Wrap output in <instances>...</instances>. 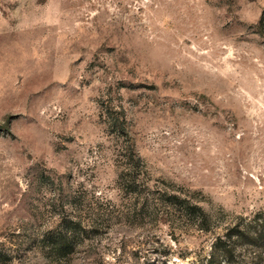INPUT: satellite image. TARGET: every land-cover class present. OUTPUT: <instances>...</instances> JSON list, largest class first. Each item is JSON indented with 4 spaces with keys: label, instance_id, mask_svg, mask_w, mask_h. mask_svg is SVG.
Instances as JSON below:
<instances>
[{
    "label": "rangeland",
    "instance_id": "rangeland-1",
    "mask_svg": "<svg viewBox=\"0 0 264 264\" xmlns=\"http://www.w3.org/2000/svg\"><path fill=\"white\" fill-rule=\"evenodd\" d=\"M168 183L223 222L264 208V0H0V264H202L211 233L142 206ZM74 215L65 256L47 237Z\"/></svg>",
    "mask_w": 264,
    "mask_h": 264
},
{
    "label": "trees",
    "instance_id": "trees-1",
    "mask_svg": "<svg viewBox=\"0 0 264 264\" xmlns=\"http://www.w3.org/2000/svg\"><path fill=\"white\" fill-rule=\"evenodd\" d=\"M117 113L111 117V124L115 133L124 138L122 155L127 158L118 174L119 188L128 196L140 200L143 188L148 184L144 176L146 165L135 148L125 112ZM168 184V187L150 189L149 194L154 195L150 200L145 195L142 206H147L151 213L168 222L174 230L190 229L204 240L211 233V248L202 264H264V208L251 214H232L223 222L220 215L204 208L201 199L185 190V187ZM76 197L74 202L77 203ZM74 216H63L55 227L50 228L47 237L52 248L65 256L73 252L76 237L83 231L82 219ZM247 247L252 249L250 263L239 258Z\"/></svg>",
    "mask_w": 264,
    "mask_h": 264
}]
</instances>
